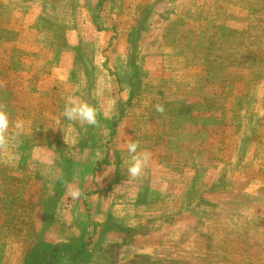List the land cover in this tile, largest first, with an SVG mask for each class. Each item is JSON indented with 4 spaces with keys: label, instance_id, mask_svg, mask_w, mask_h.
I'll use <instances>...</instances> for the list:
<instances>
[{
    "label": "rangeland",
    "instance_id": "rangeland-1",
    "mask_svg": "<svg viewBox=\"0 0 264 264\" xmlns=\"http://www.w3.org/2000/svg\"><path fill=\"white\" fill-rule=\"evenodd\" d=\"M0 109V264H264V0H0Z\"/></svg>",
    "mask_w": 264,
    "mask_h": 264
},
{
    "label": "clouds",
    "instance_id": "clouds-1",
    "mask_svg": "<svg viewBox=\"0 0 264 264\" xmlns=\"http://www.w3.org/2000/svg\"><path fill=\"white\" fill-rule=\"evenodd\" d=\"M158 111H163V108L160 107ZM64 117L69 121H77L83 125L95 126L98 123L97 116L98 112L95 106L90 105L87 102H70L65 106ZM17 128V135L20 134V131L23 128L21 123L15 125ZM10 128V118L9 114L0 109V145L5 144L8 139V132ZM127 152L131 157V164L127 168L129 177L135 179L140 177L145 168L148 165L150 160V153L147 151H139V143L135 140H130L126 145ZM67 194L72 199H79L82 195L79 188L73 186L68 189Z\"/></svg>",
    "mask_w": 264,
    "mask_h": 264
},
{
    "label": "trees",
    "instance_id": "trees-1",
    "mask_svg": "<svg viewBox=\"0 0 264 264\" xmlns=\"http://www.w3.org/2000/svg\"><path fill=\"white\" fill-rule=\"evenodd\" d=\"M85 251H86V249H82V250H80L78 253H77V255H81V254H83V253H85ZM53 253V252H55V251H53V249H52V251H49V250H46V252H42L43 253V255L45 256L46 255V253ZM54 254V253H53ZM42 258H43V256H42ZM47 259H53L54 260V257H47ZM35 264H43V263H41V261L40 262H37V263H35ZM45 264H48V263H45Z\"/></svg>",
    "mask_w": 264,
    "mask_h": 264
}]
</instances>
